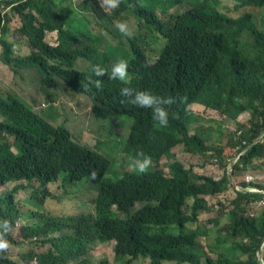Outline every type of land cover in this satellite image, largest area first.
<instances>
[{"label":"trees","instance_id":"16d2710c","mask_svg":"<svg viewBox=\"0 0 264 264\" xmlns=\"http://www.w3.org/2000/svg\"><path fill=\"white\" fill-rule=\"evenodd\" d=\"M182 5L189 8L179 15L169 13ZM243 8L263 13L256 19L251 12L239 14ZM3 9L17 16L16 32L31 48L30 55H16L6 36ZM88 18L111 39L97 34ZM117 19L134 29L132 38L118 32ZM0 22V62L14 75L36 70L41 84L49 89L38 84L47 101L38 107L14 93L0 97V181L36 179L44 186L58 177L65 182L87 179L98 192L95 217L24 224L23 240L36 238L50 249L21 255L22 262L88 264L86 255L93 244L113 240L114 260L121 264H131L137 257L149 258L150 264L264 263V211L250 220L242 216L241 207L244 201L260 196L239 195L223 230L217 223L207 230L201 219L209 213L213 198L230 184L231 176L264 164V0H122L112 11L101 7L99 0H0ZM48 34L54 36V44L46 40ZM121 59L128 62L129 81L109 79L113 65ZM78 60L85 63L84 69L76 68ZM86 62L106 70L100 78L102 90L89 84L91 91H84L90 77ZM61 80L72 89L61 91ZM118 84L178 98L173 112L177 118L167 127H156L134 108L117 109L112 101ZM57 91L92 95V115L130 121L119 155H110L116 162L112 174L108 158L77 142L65 126H55L39 114L44 106L54 107L52 98ZM191 103L196 110L203 108L205 113H216L224 122L235 124L233 131L227 130L231 156L208 145L211 128L205 127L203 115L198 118L187 111ZM244 115L248 117L241 121ZM217 124L220 140L221 124ZM12 146L16 153L11 152ZM176 146L192 155L207 153L203 174L176 161L167 170L158 167L160 156L172 158L170 150ZM141 150L154 163L147 174L138 173L130 159ZM206 167L222 172L216 177ZM136 204L140 208L130 215L128 210ZM0 216L11 224L16 222L11 195L0 197ZM54 233L59 235L52 237ZM236 238L249 242L235 244ZM0 264L17 263L7 259ZM100 264L109 263L103 260Z\"/></svg>","mask_w":264,"mask_h":264},{"label":"rangeland","instance_id":"374dc122","mask_svg":"<svg viewBox=\"0 0 264 264\" xmlns=\"http://www.w3.org/2000/svg\"><path fill=\"white\" fill-rule=\"evenodd\" d=\"M77 3L80 0H72ZM189 7L187 5H182L176 7L169 11V13L177 14L187 10ZM239 14L243 12H251L256 19H259L263 13V10L257 8H243L238 10ZM4 15L6 22V36L13 42L15 53L18 56H26L29 54V49L27 47L26 40L20 37L16 30L19 27V22L17 16L10 9H3L1 11V16ZM92 29H97L95 22L88 18ZM2 28V22H0V30ZM46 40L49 43L54 44V36L47 35ZM85 67V63L81 60L76 62V68L82 70ZM62 87L61 91L68 92L72 89L71 84L67 81H60ZM41 85L45 90L46 89L39 79V76L36 70H26L20 75H14L8 67L3 65L0 62V95L4 96L7 93H14L22 98L24 101L32 103L35 107H38L40 104H46L47 101L39 85ZM53 106H44L39 110V114L47 120L49 123L52 120L55 126L62 125L65 126L73 135L74 139L83 144L92 150H95L98 154L108 158L111 162V173L116 165L114 159L119 155L121 151V146L128 136L130 129V121L123 123L121 125L115 124L111 126L108 132L106 126L103 122L95 120L89 114L91 107V100L83 94H63L60 91L53 93ZM193 105L189 107L192 113H195V116L200 118L203 115L205 120V127H210V140L208 145L212 148H222L227 156L233 154L232 150L227 149V142L229 139L228 131H233L236 126L234 123L224 122L220 115L216 113L209 112V114L204 112V109L196 110L192 108ZM247 115H244L241 118V121L247 119ZM51 119V120H50ZM220 123V140H217L218 124ZM182 146H176L170 150L173 154V157L167 159L165 156H160L158 160V167L163 170H167L166 166L174 161L179 162L186 169H191L194 173H202L205 171V155H192L181 150ZM111 155V157H110ZM154 163H152V169ZM206 171H210L213 175L218 177L221 174V170L214 168L206 167ZM127 172V171H124ZM245 173H249L255 178V184L264 185V164H259L255 167H249L244 170V173L239 172L237 174V182L242 184V179ZM261 178V179H260ZM22 184L26 186V190H18L14 193V202L15 207L19 213H29L34 212L37 215L42 216L44 221L47 217H61L69 215H80V214H94V199L96 197V192L93 189L91 182L87 179L75 183L72 185H64L61 180H58L54 184H50L46 187L47 191L51 193V198L47 199L44 203V209L41 212H37L35 208L30 207L27 203V198L29 193L33 189L38 188V183L32 181L27 184L26 182L21 183H12L7 186L0 185V194L9 191L14 185ZM140 205H135L130 210H128L131 215L136 211ZM118 216L123 218L124 216L117 211ZM219 218L220 224L224 225L227 223L224 216L219 217L217 211L210 210L209 213H206L201 216L202 220L206 221V227H211L212 220ZM38 220V217L32 221L35 223ZM21 222L14 227L11 238L15 241H20V226ZM201 246L204 251H206V244L203 239H200ZM98 247V245L96 246ZM94 248L90 253V256L93 257L92 264H97L99 260L105 258L109 264H121L118 261L114 260V249L111 244L108 242L102 244L99 248ZM39 249L33 242H25L22 247L13 246L9 257L21 263L18 253L21 255H26L30 251H39ZM23 264H27L23 262ZM131 264H148L147 260L137 259L134 260ZM165 264H175V263H165Z\"/></svg>","mask_w":264,"mask_h":264},{"label":"clouds","instance_id":"9594fccd","mask_svg":"<svg viewBox=\"0 0 264 264\" xmlns=\"http://www.w3.org/2000/svg\"><path fill=\"white\" fill-rule=\"evenodd\" d=\"M122 3V0H99V4L101 7L105 8V10H115L120 7ZM176 8V6L174 7ZM181 13H177L176 15H179ZM97 25L96 33L108 37V33L100 30V26L98 23H95ZM115 28L118 30L120 34H122L125 37L132 38L134 36V29L130 27L129 23L127 21H121L117 19L114 22ZM111 39V37H108ZM163 42L160 45V48L163 47ZM29 54L30 55L32 50L29 47ZM86 67L88 72L90 73V77L88 80V83H85L83 85L84 91L88 92L91 91L89 88V84H93L95 89L97 91L102 90L103 88V80L100 79L104 77L107 73L106 70L101 67L100 65H94L91 64V62H86ZM128 62L121 59L117 63H115L111 69V75L109 76V79L111 80H119V81H129L130 80V75L128 71ZM97 77L94 81L91 79V77ZM117 92L116 95L113 99V104L116 106L117 109H126V108H134V110H137L139 112H142L148 116V118L151 120L152 124L156 127H167L172 118L175 119L177 118V114L173 113L174 110H177V106L175 103L177 102L176 97L169 96L167 98L161 97L158 95H154L150 91H136L130 87H122V85H116ZM8 95V93L4 96L0 95L1 98H5ZM87 96L92 104L89 110V114L92 118L95 120L101 121L104 123V125H107L109 127L115 125V124H123V119L121 117H115L114 119L111 117L108 118H98L92 115L91 109L93 107V97L92 95L84 94ZM129 105H132L131 107H128ZM192 105L188 104L187 106V111L189 107ZM127 110V109H126ZM3 118L0 116V121H2ZM12 138H9V142L12 143ZM248 147L242 150V152L246 151ZM11 152L16 153L15 148L12 146L11 147ZM238 158V157H237ZM130 159L133 162V167L135 170L140 173V174H147L150 168L152 167V158L149 155H146L142 150L137 151L135 153L134 157H130ZM239 173V172H238ZM237 173V174H238ZM241 173H244V171H241ZM237 174L233 175L230 177V184L226 187V189L220 193H218L214 198H213V204L210 207V210L217 211L218 216L222 217L224 216L227 223L224 225L220 224V219L216 218L211 222V227H207L208 229L213 228L214 224L217 223L218 229L223 230L229 223L228 219V214L229 212L233 209L234 204L233 202L239 197V195H258L260 196L259 199L257 200H251L249 202L244 201L241 207L243 208V213L242 216L244 218L254 220L259 218L261 214L264 211V185H258L255 184V178L250 175L249 173H245L243 179H242V184L238 183L237 180ZM261 179V178H260ZM58 180H61L64 185H72L75 183H79V181H74V182H65L61 177H58L56 181L48 183L44 186L40 185V182L36 179H32L31 181H26V180H20V181H13V182H6L3 183L0 181V185L7 186L8 184L12 183H21V182H26L27 184L31 183L32 181H36L38 183V188L33 189L32 192L29 193V197L27 198V203L30 207L35 208L37 212H41L44 209V203L47 199L51 198V193L47 191L46 187L50 184L56 183ZM93 187V186H92ZM27 187L23 186L22 184L19 185H14L9 191H6L2 194H0V197H3L5 194L11 195L12 196V203L14 206V209L17 213V220L14 224H11V222L2 216H0V262H3L4 260H11L17 264H23L21 261H15L11 257H9V253L11 252L13 246H18L22 247L25 242H33L39 249V251H34L35 254H40L44 253L47 250L50 249L49 244L41 245L36 238L28 239V240H23L22 239V228L24 224H29L31 226H36V225H44L47 223H51L53 219H65V218H72V217H79V216H91L95 217L96 215V209H95V200L97 198L98 192L96 187H93V189L96 192V197L94 199V214H80V215H69V216H61V217H47L44 221L42 220L41 215H37L34 212H29V213H19L17 208L15 207V202H14V193H16L18 190H26ZM36 197V198H35ZM41 201V204H40ZM139 205V204H136ZM140 208V207H139ZM138 208V209H139ZM112 211H118L116 210L115 207H112ZM210 212V211H209ZM35 217H38V220L35 223H32V221L35 219ZM18 222H21L22 225L20 226L19 232H20V241H15L11 238L12 232L14 227L18 224ZM59 234L54 233L51 236L52 237H57ZM224 235V234H223ZM108 244H111L114 249V241L110 240L107 241ZM235 244L237 243H242V244H248V239L247 238H236L233 240ZM106 243V242H104ZM104 243H95L91 246V249L86 255V260L88 261V264H92L93 257L90 256V253L94 250V248L98 245L99 248L102 244ZM264 243V238L262 241V244ZM228 246H231V242L227 243ZM258 255L261 256L260 251H258ZM18 257L21 260V254L18 253ZM137 259H143L147 260L148 264H150V259L149 258H143V257H137ZM106 260L105 258H102L101 260L98 261L97 264H100L101 261ZM175 263V261H162V264L165 263ZM73 261H70L69 264H73ZM31 264H38L36 260H33ZM264 264V263H263Z\"/></svg>","mask_w":264,"mask_h":264},{"label":"water","instance_id":"95a60500","mask_svg":"<svg viewBox=\"0 0 264 264\" xmlns=\"http://www.w3.org/2000/svg\"><path fill=\"white\" fill-rule=\"evenodd\" d=\"M230 174V173H229ZM231 175V174H230Z\"/></svg>","mask_w":264,"mask_h":264}]
</instances>
